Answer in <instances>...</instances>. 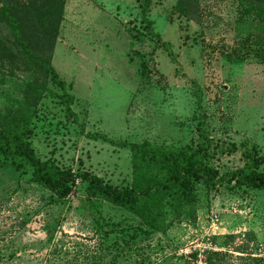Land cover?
I'll use <instances>...</instances> for the list:
<instances>
[{"label": "rangeland", "instance_id": "374dc122", "mask_svg": "<svg viewBox=\"0 0 264 264\" xmlns=\"http://www.w3.org/2000/svg\"><path fill=\"white\" fill-rule=\"evenodd\" d=\"M150 1L153 31L169 51L155 39L131 42L127 28L142 29L140 0H66L52 53L41 56L64 84L12 50L13 63L0 60V114L11 126L25 121L40 160L120 188L132 181L131 145L206 144L204 162L220 175L264 171V8L197 0L186 18L173 11L178 0ZM1 161L0 264H204L205 252L225 251L227 236L264 258L262 190L199 185L193 203L151 232L79 187L58 202L24 162ZM236 257L246 258L226 262L251 264Z\"/></svg>", "mask_w": 264, "mask_h": 264}, {"label": "trees", "instance_id": "16d2710c", "mask_svg": "<svg viewBox=\"0 0 264 264\" xmlns=\"http://www.w3.org/2000/svg\"><path fill=\"white\" fill-rule=\"evenodd\" d=\"M66 0H0V24L9 29L11 39H0V60L13 63L16 58L13 51L33 65L45 69L59 85L48 59L43 60L45 52L51 55L58 35V27L63 18ZM264 8V0H241ZM150 0H140V19L142 29L127 28L131 42L138 37L155 39L157 45L169 51L170 44L162 42L153 31V22L149 19ZM197 9V0H178L174 12L180 17H189ZM133 31H136L133 33ZM9 54L10 56H8ZM38 56H37V55ZM40 55V56H39ZM264 64L262 57L258 58ZM25 66V64H22ZM141 75L147 70L146 62L141 60ZM63 104L70 112V96L63 95ZM0 114V157L2 165L15 169L16 160H21L31 169V181L49 192L56 201L66 200L79 187L88 201L106 202L132 213L141 226L151 232L165 230L169 214H177L180 209L194 202L196 188L199 185L212 189L222 183L233 184L236 188L264 191V171L248 167L220 175L216 169L204 162L206 144L192 150L190 148L165 149L131 145L132 181L129 186L120 188L105 183L101 178L87 171L74 172L70 168L59 167L51 160H40L27 141L30 130L25 121L12 124ZM244 158L256 164L258 158L249 153ZM100 225V224H99ZM141 227V228H142ZM234 236H227L225 251L205 252L204 264H228L232 254L238 261L251 264H264V258H256L249 248L234 245Z\"/></svg>", "mask_w": 264, "mask_h": 264}]
</instances>
